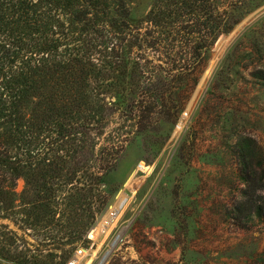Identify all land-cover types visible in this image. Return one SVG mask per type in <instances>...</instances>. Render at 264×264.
<instances>
[{"label":"rangeland","instance_id":"rangeland-1","mask_svg":"<svg viewBox=\"0 0 264 264\" xmlns=\"http://www.w3.org/2000/svg\"><path fill=\"white\" fill-rule=\"evenodd\" d=\"M124 1L125 25L90 48L93 77L78 90L89 152L76 156L75 141L63 161L76 175L54 185V220L90 223L72 244L70 228L47 219L54 239L37 232L21 177L13 209L0 212V246L10 250L0 264L34 249L47 264L80 249L97 256L80 264L106 252L100 264H264V0ZM72 184L83 188L79 210L63 201ZM110 210L118 216L91 246Z\"/></svg>","mask_w":264,"mask_h":264},{"label":"trees","instance_id":"trees-1","mask_svg":"<svg viewBox=\"0 0 264 264\" xmlns=\"http://www.w3.org/2000/svg\"><path fill=\"white\" fill-rule=\"evenodd\" d=\"M128 15L124 0H0V172L12 179L10 185H0V212L13 209L14 181L22 177L21 202L30 203L32 193L37 211L28 224L39 233L46 227L40 224L45 219L47 225L70 228L65 244L74 243L90 223L81 226L73 218L62 226L54 220L59 197L54 185L61 178L63 185L71 184L77 169L69 171L63 157L71 156L68 152L75 141L76 156L89 152L86 132L78 128L82 100L78 90L90 86L93 77L88 52L107 46L112 28L120 32ZM209 19H214L213 10ZM13 148L16 152L11 154ZM58 149L67 152L48 157ZM99 175L88 182L89 188L98 184ZM79 190L83 188L73 184L67 188L63 196L67 208H82L84 201L75 199L82 196ZM42 233L54 239L52 233ZM33 251L29 257L18 251L13 259L17 264H47L41 259L42 252ZM0 253L8 255L10 250L2 245ZM66 256L63 251L56 264H63Z\"/></svg>","mask_w":264,"mask_h":264},{"label":"built area","instance_id":"built-area-1","mask_svg":"<svg viewBox=\"0 0 264 264\" xmlns=\"http://www.w3.org/2000/svg\"><path fill=\"white\" fill-rule=\"evenodd\" d=\"M110 213V214H109ZM107 216H110L112 218L110 221L107 222V219H105ZM118 216V213L115 214L114 212L112 213L111 210L107 213V215L104 216V218L101 220L99 225L91 231L89 234L88 238L90 242L92 243L91 246L93 245V242L105 232L106 229L109 228L110 225H112L113 221L116 219ZM94 252L91 250H83L80 249L77 251L67 262V264H80V262L84 259L91 260L94 262V260L97 258L96 255L93 254Z\"/></svg>","mask_w":264,"mask_h":264},{"label":"bare ground","instance_id":"bare-ground-1","mask_svg":"<svg viewBox=\"0 0 264 264\" xmlns=\"http://www.w3.org/2000/svg\"><path fill=\"white\" fill-rule=\"evenodd\" d=\"M113 243H115V242H113ZM108 254H109V252H106V253L103 255V257H101V259L99 260V261H100L99 264L102 263V262L106 259V257H107Z\"/></svg>","mask_w":264,"mask_h":264}]
</instances>
